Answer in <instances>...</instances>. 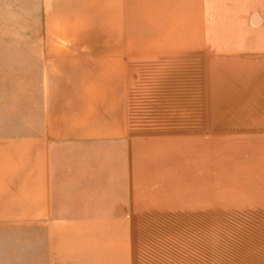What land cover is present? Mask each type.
<instances>
[{
	"label": "crops",
	"instance_id": "crops-1",
	"mask_svg": "<svg viewBox=\"0 0 264 264\" xmlns=\"http://www.w3.org/2000/svg\"><path fill=\"white\" fill-rule=\"evenodd\" d=\"M40 8L0 94V246L31 253L0 263L264 264V0Z\"/></svg>",
	"mask_w": 264,
	"mask_h": 264
},
{
	"label": "rangeland",
	"instance_id": "rangeland-1",
	"mask_svg": "<svg viewBox=\"0 0 264 264\" xmlns=\"http://www.w3.org/2000/svg\"><path fill=\"white\" fill-rule=\"evenodd\" d=\"M40 6L41 0H0V94H31V45L35 41L31 35L42 30ZM35 75L38 77L37 72ZM181 154L186 156V150ZM186 178L181 177V189H186ZM23 236L30 238V232ZM7 238L15 239L16 233L9 232ZM0 252L4 259L26 256L31 253V244L2 245Z\"/></svg>",
	"mask_w": 264,
	"mask_h": 264
}]
</instances>
